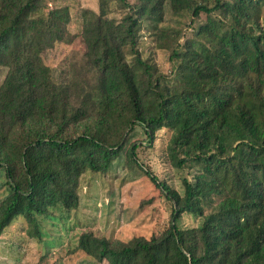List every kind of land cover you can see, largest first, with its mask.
<instances>
[{
	"label": "trees",
	"instance_id": "obj_1",
	"mask_svg": "<svg viewBox=\"0 0 264 264\" xmlns=\"http://www.w3.org/2000/svg\"><path fill=\"white\" fill-rule=\"evenodd\" d=\"M113 1L118 20L107 17ZM98 7L82 11L80 62L56 75L43 54L76 37L69 9L0 0V235L21 216L41 238L40 220L73 208L80 175L107 171L134 126L148 142L168 128L165 158L193 170L182 194L145 170L172 205L168 226L127 241L83 231L72 251L108 264H264V0ZM144 31L167 50L168 72L139 50ZM70 66L96 75L93 96ZM184 213L199 223L180 227Z\"/></svg>",
	"mask_w": 264,
	"mask_h": 264
},
{
	"label": "rangeland",
	"instance_id": "obj_2",
	"mask_svg": "<svg viewBox=\"0 0 264 264\" xmlns=\"http://www.w3.org/2000/svg\"><path fill=\"white\" fill-rule=\"evenodd\" d=\"M43 1L49 7L66 6L69 9L68 30L76 35L72 42L57 44L43 54L44 62L53 67L56 75H62L65 66L71 61L78 65L86 50V44L80 37L83 29L82 11L89 9L98 12V0ZM132 1L128 0L129 3ZM109 7L107 17L120 19L123 12L121 5L113 1ZM165 20H170L169 10H166ZM142 35L139 45L142 55L157 62L162 71L168 72L171 65L167 61V50L157 48L146 31ZM5 74L6 68L0 66V84ZM67 74L86 80L91 96L97 92L98 80L94 73L81 74L70 66ZM169 136L170 130L163 128L148 142L142 128L134 126L121 154L107 171L85 170L80 175L76 205L68 210L55 207L50 210L49 218L40 220L44 233L41 238L34 234V229L28 228L21 216L5 227L0 235V264H108L105 259L97 261L81 252H73L76 237L89 230L96 236L112 241H127L136 236L150 238L159 234L169 224L172 205L160 188L148 178L145 170L181 194L184 191L183 178L193 181L192 169L176 168L165 158ZM132 143L137 163L126 157V149ZM5 194L6 188L0 183V199ZM199 221V217L184 213L178 224L180 227H192Z\"/></svg>",
	"mask_w": 264,
	"mask_h": 264
}]
</instances>
